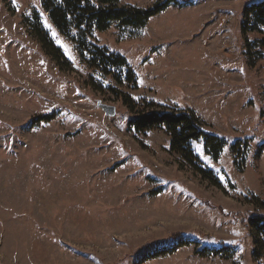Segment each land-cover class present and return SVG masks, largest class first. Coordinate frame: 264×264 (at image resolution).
<instances>
[{
  "label": "rangeland",
  "instance_id": "1",
  "mask_svg": "<svg viewBox=\"0 0 264 264\" xmlns=\"http://www.w3.org/2000/svg\"><path fill=\"white\" fill-rule=\"evenodd\" d=\"M180 1L195 6L135 39L115 28L90 39L126 58L135 84L85 64L43 0H0V264H264L250 226L264 221V34L242 32L264 0ZM154 111H194L226 138L220 160L194 143L195 168L165 128H130Z\"/></svg>",
  "mask_w": 264,
  "mask_h": 264
},
{
  "label": "trees",
  "instance_id": "2",
  "mask_svg": "<svg viewBox=\"0 0 264 264\" xmlns=\"http://www.w3.org/2000/svg\"><path fill=\"white\" fill-rule=\"evenodd\" d=\"M193 6L195 5L192 1L180 0H158L148 9L123 6L122 0H43V9L48 14V18L64 38L77 45V50L81 53L85 64L102 72H110L114 69L126 70L129 76L128 81L135 84L136 76L130 70L126 58L91 44L90 39H93L96 34L106 33L113 28L120 33L121 37L135 39L152 19L165 13L169 8L185 9ZM242 26L245 43L249 34H264V1L246 7ZM37 39L48 56L56 59L51 54V50L61 53L60 49V51L55 49L51 35L44 29L40 28ZM260 43L264 46V38ZM45 118L51 120V117ZM203 126L200 117L194 111L182 113L154 111L138 115L130 122V128L137 133L165 128L171 137V152L183 154L184 159L195 168L198 161L193 152L194 143H202L206 154L214 161L220 160L228 143L226 138L204 131ZM235 146L236 144L233 148ZM206 178L211 179L209 174H206ZM250 226L254 229L256 236L264 241V221L251 219ZM260 255V252L256 250L257 259H260ZM232 256L233 253L226 258L230 259Z\"/></svg>",
  "mask_w": 264,
  "mask_h": 264
},
{
  "label": "water",
  "instance_id": "3",
  "mask_svg": "<svg viewBox=\"0 0 264 264\" xmlns=\"http://www.w3.org/2000/svg\"><path fill=\"white\" fill-rule=\"evenodd\" d=\"M98 107L105 113V115L107 117H115L116 116V108L115 107H111V106H107V105H103V104H98Z\"/></svg>",
  "mask_w": 264,
  "mask_h": 264
}]
</instances>
